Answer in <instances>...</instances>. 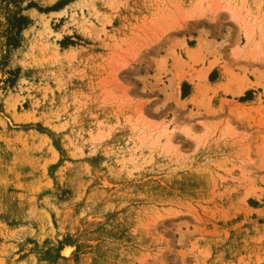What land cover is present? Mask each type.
I'll return each instance as SVG.
<instances>
[{"label":"rangeland","instance_id":"374dc122","mask_svg":"<svg viewBox=\"0 0 264 264\" xmlns=\"http://www.w3.org/2000/svg\"><path fill=\"white\" fill-rule=\"evenodd\" d=\"M33 1L0 49V264H264V0L248 37L226 0Z\"/></svg>","mask_w":264,"mask_h":264},{"label":"trees","instance_id":"16d2710c","mask_svg":"<svg viewBox=\"0 0 264 264\" xmlns=\"http://www.w3.org/2000/svg\"><path fill=\"white\" fill-rule=\"evenodd\" d=\"M34 6L33 0H0V49L4 65L9 51L20 45L22 31L31 22L24 10Z\"/></svg>","mask_w":264,"mask_h":264},{"label":"bare ground","instance_id":"6f19581e","mask_svg":"<svg viewBox=\"0 0 264 264\" xmlns=\"http://www.w3.org/2000/svg\"><path fill=\"white\" fill-rule=\"evenodd\" d=\"M239 2H241V0H226V3H225V5L223 7H224L225 10H227L231 14V16L233 17L234 20H237L240 23V26L242 27V29H243V31L245 33V37H248L249 34L251 35V33H250L251 32L250 31V25L247 23L246 19L244 18V15H243V12H242V8H241L240 5H238ZM42 28L44 30H46V31L49 30L46 22L43 23ZM39 34L40 33L38 32V35ZM32 43H34V42H32ZM185 51L188 54V56H190V57L192 55H195L193 48L187 47L185 49ZM193 60H195V58H193ZM200 76H202V75H200ZM238 83H239V85L235 86L233 89H231L230 87L224 86V87H222V90L224 92H228V93H231L233 95H238V94L242 93L243 89H245L246 87H249L251 85V83L248 80H246V79H242ZM217 86H219V85H217ZM199 90H200L199 81L198 80L197 81L194 80L193 81V93L190 95L191 99L194 97L195 94H197L199 92ZM6 104H7L8 108L9 107L13 108V106H14L13 102H9L8 101V103H6ZM67 251H68V248H65L64 252H67Z\"/></svg>","mask_w":264,"mask_h":264},{"label":"crops","instance_id":"0c3cea01","mask_svg":"<svg viewBox=\"0 0 264 264\" xmlns=\"http://www.w3.org/2000/svg\"><path fill=\"white\" fill-rule=\"evenodd\" d=\"M57 12H59V11H57ZM57 12H50V13H57ZM210 65L211 66L206 70V74H205L206 79H207V81L210 84L212 82H219V81H222V80H227V78H228L227 73L226 72H222V69H221L220 65H212V63H210ZM213 68H215L216 71H217L216 77L214 78V80H209V74L212 72ZM232 70L235 71V68L233 66H232Z\"/></svg>","mask_w":264,"mask_h":264}]
</instances>
